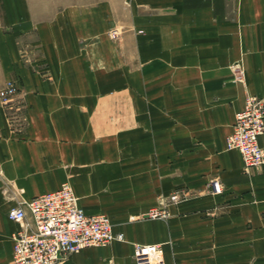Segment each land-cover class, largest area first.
<instances>
[{
	"label": "crops",
	"instance_id": "crops-1",
	"mask_svg": "<svg viewBox=\"0 0 264 264\" xmlns=\"http://www.w3.org/2000/svg\"><path fill=\"white\" fill-rule=\"evenodd\" d=\"M7 79L22 108L0 106V264L6 211L64 181L123 238L58 264H134V244L157 264H264V161L245 173L224 148L245 95L264 101V0H0ZM174 190L189 195L166 219L144 215Z\"/></svg>",
	"mask_w": 264,
	"mask_h": 264
},
{
	"label": "built area",
	"instance_id": "built-area-1",
	"mask_svg": "<svg viewBox=\"0 0 264 264\" xmlns=\"http://www.w3.org/2000/svg\"><path fill=\"white\" fill-rule=\"evenodd\" d=\"M118 37L116 28L109 31ZM241 70L238 75L241 76ZM19 88L13 79L4 81L0 88V106L8 120L22 108ZM264 129V101L254 95H245L242 106L233 113L230 131L224 138L226 150H236L241 169L247 173L264 161V152L257 138ZM206 189L215 193L220 189L216 179L206 183ZM185 190H174L166 198L145 212L150 219H166L168 204L188 197ZM28 216V219L27 217ZM6 217L18 224L12 233L10 264H58L67 254L89 246H104L113 240H122L121 233H113L106 215L85 214L77 205L68 182H62L53 191L18 200L6 211ZM159 245L134 244L131 258L134 264H157Z\"/></svg>",
	"mask_w": 264,
	"mask_h": 264
},
{
	"label": "rangeland",
	"instance_id": "rangeland-1",
	"mask_svg": "<svg viewBox=\"0 0 264 264\" xmlns=\"http://www.w3.org/2000/svg\"><path fill=\"white\" fill-rule=\"evenodd\" d=\"M112 28H116L119 32V35L118 37H111L110 34H109V31L110 29ZM123 33V28L119 25H112V26H109L106 30V36L107 38L110 40V41H113V42H117L119 39H120V35ZM239 64L240 62L239 61H234L230 64V69H231V72H232V77L234 75V79L232 78V80L236 81V82H241V81H238V80H241V76L238 75V70H239ZM263 99V98H262ZM250 172V171H249ZM157 219V218H155Z\"/></svg>",
	"mask_w": 264,
	"mask_h": 264
}]
</instances>
